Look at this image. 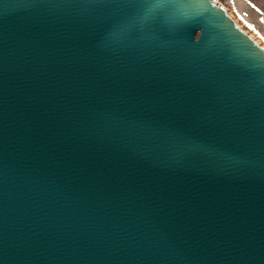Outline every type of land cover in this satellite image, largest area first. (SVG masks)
<instances>
[{"label": "water", "instance_id": "95a60500", "mask_svg": "<svg viewBox=\"0 0 264 264\" xmlns=\"http://www.w3.org/2000/svg\"><path fill=\"white\" fill-rule=\"evenodd\" d=\"M0 264H264V47L213 0H0Z\"/></svg>", "mask_w": 264, "mask_h": 264}, {"label": "rangeland", "instance_id": "374dc122", "mask_svg": "<svg viewBox=\"0 0 264 264\" xmlns=\"http://www.w3.org/2000/svg\"><path fill=\"white\" fill-rule=\"evenodd\" d=\"M220 3L228 10L229 14H231L238 23L241 25H249L251 29L249 30V33L252 34V36L258 40V42L262 43L264 45V41L259 36L261 35L264 38V32H262L259 27H257L254 23H252L249 19V17L245 16L243 8L240 9L241 3L235 2V0H220ZM240 5V7H239ZM247 23V24H245ZM247 25V27H248Z\"/></svg>", "mask_w": 264, "mask_h": 264}, {"label": "crops", "instance_id": "0c3cea01", "mask_svg": "<svg viewBox=\"0 0 264 264\" xmlns=\"http://www.w3.org/2000/svg\"><path fill=\"white\" fill-rule=\"evenodd\" d=\"M235 2L241 3L242 7L240 5L239 7L243 8L245 16L264 32V0H235Z\"/></svg>", "mask_w": 264, "mask_h": 264}, {"label": "built area", "instance_id": "2783aa9c", "mask_svg": "<svg viewBox=\"0 0 264 264\" xmlns=\"http://www.w3.org/2000/svg\"><path fill=\"white\" fill-rule=\"evenodd\" d=\"M214 2H216L217 4H219V5H222L221 3H220V0H213ZM223 6V5H222ZM231 15V14H230ZM231 17L236 21V19L231 15ZM236 23H238V21H236ZM239 25H240V23H238ZM245 24H247V23H245ZM248 25V24H247ZM247 25L245 26V25H241V27L246 31V32H248L249 33V30L251 29V27L248 25V27H247ZM250 34V33H249ZM251 36H252V34H250ZM253 37V36H252ZM260 38H262L263 39V41H264V38L260 35L259 36ZM254 38V37H253ZM258 41V40H257ZM260 43V42H259ZM261 45H262V43H260ZM263 47H264V45H262Z\"/></svg>", "mask_w": 264, "mask_h": 264}]
</instances>
